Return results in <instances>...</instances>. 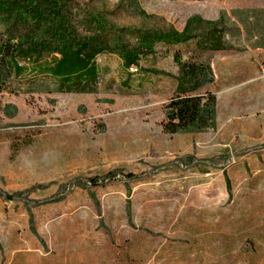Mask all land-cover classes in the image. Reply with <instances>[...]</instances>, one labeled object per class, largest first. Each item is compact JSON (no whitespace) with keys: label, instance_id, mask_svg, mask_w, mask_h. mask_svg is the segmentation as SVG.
<instances>
[{"label":"rangeland","instance_id":"374dc122","mask_svg":"<svg viewBox=\"0 0 264 264\" xmlns=\"http://www.w3.org/2000/svg\"><path fill=\"white\" fill-rule=\"evenodd\" d=\"M58 5L83 34L95 11L118 41L148 46L130 65L99 53L94 91L57 90L40 71L50 54L16 59L25 68L0 91V192L15 196L0 195V264H264V0ZM38 7L0 0V40L40 37ZM174 52L211 64L216 116L202 131L162 128Z\"/></svg>","mask_w":264,"mask_h":264},{"label":"trees","instance_id":"16d2710c","mask_svg":"<svg viewBox=\"0 0 264 264\" xmlns=\"http://www.w3.org/2000/svg\"><path fill=\"white\" fill-rule=\"evenodd\" d=\"M31 1L33 5H37L38 1L42 6L37 8V11L41 12V17L36 18L37 22L40 24L41 19L44 18L48 25L40 37H37L33 30L30 32L26 30L22 34L16 36L10 34L6 39L0 40V91L8 87L12 74L25 68L16 61L20 56L34 57L38 60L45 55L44 53L52 55L54 62L49 66H42L40 71L49 72L56 77L57 90L94 91L92 83L98 71L93 61L99 53L103 51L119 53L123 62L130 65L136 61L141 48L148 46L144 41L137 47H128L118 41V32L108 25V22L99 18L100 12L87 11L90 16L88 23L90 33L83 34L70 23V17L62 13L63 8L58 5L61 0ZM25 11L27 16L29 11L27 8ZM13 37L16 39L15 43L11 41ZM163 37L166 42L182 40L178 33L163 34ZM202 41L211 48L216 42L210 36H206ZM198 43L200 46L203 45L201 41ZM217 46L220 45L217 43ZM174 59L179 66L180 77L174 93L164 104L162 128L167 132L202 131L213 125L216 116L215 94L208 89L202 90L206 84L213 81L211 64L201 59L183 60L178 52H174ZM110 175H107L108 179L114 177V174L112 177ZM125 177L132 178L134 175L127 173ZM89 181L93 182L95 178H90ZM0 195L8 200L15 199L14 195L3 192H0ZM59 199L61 196L42 203Z\"/></svg>","mask_w":264,"mask_h":264},{"label":"crops","instance_id":"0c3cea01","mask_svg":"<svg viewBox=\"0 0 264 264\" xmlns=\"http://www.w3.org/2000/svg\"><path fill=\"white\" fill-rule=\"evenodd\" d=\"M120 61H121V64H122V62H123L122 59ZM108 74H109L108 75L109 77H107L105 79V81L102 84V87L105 86L106 84H109V85L111 84V86H113L115 84L113 75L110 76V73H108Z\"/></svg>","mask_w":264,"mask_h":264},{"label":"built area","instance_id":"2783aa9c","mask_svg":"<svg viewBox=\"0 0 264 264\" xmlns=\"http://www.w3.org/2000/svg\"><path fill=\"white\" fill-rule=\"evenodd\" d=\"M131 69H133V67H130Z\"/></svg>","mask_w":264,"mask_h":264}]
</instances>
